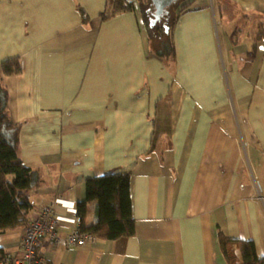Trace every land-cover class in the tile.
<instances>
[{"label": "crops", "instance_id": "0c3cea01", "mask_svg": "<svg viewBox=\"0 0 264 264\" xmlns=\"http://www.w3.org/2000/svg\"><path fill=\"white\" fill-rule=\"evenodd\" d=\"M197 1L168 68L138 12L103 21L107 0H0V79L40 185L29 221L0 237L6 254L21 258L25 227L55 204L47 264H228L220 233L264 258V0ZM13 58L22 72L6 76ZM113 171H132L135 235L68 245L85 182Z\"/></svg>", "mask_w": 264, "mask_h": 264}, {"label": "trees", "instance_id": "16d2710c", "mask_svg": "<svg viewBox=\"0 0 264 264\" xmlns=\"http://www.w3.org/2000/svg\"><path fill=\"white\" fill-rule=\"evenodd\" d=\"M188 4V3H187ZM176 12L173 22H169L171 12H166L155 27L150 20L155 13L151 0H107L106 10L101 14L108 21L120 14L137 13L141 8L143 23L148 30L151 53L164 58L168 68L176 63L174 29L181 14L189 5ZM83 22L89 23L86 11L77 6ZM175 12V11H174ZM170 32L167 34L165 28ZM165 32L167 40L161 34ZM258 40H264V23L259 27ZM155 42L158 46L153 47ZM6 76H17L22 72L20 58H13L1 65ZM8 92L0 79V237L15 230L29 221L35 209L31 201V192L39 187L36 173L28 167L20 156L19 128L13 123L8 109ZM132 171H113L103 176L88 179L85 182L86 200L78 204L77 214L82 218L80 231L94 235L97 239L118 241L135 235V219L131 199ZM96 202L95 219L87 224L88 205ZM220 248L228 264H264V258L258 256L254 242L231 240L219 234ZM6 252L0 247V264L5 261Z\"/></svg>", "mask_w": 264, "mask_h": 264}, {"label": "built area", "instance_id": "2783aa9c", "mask_svg": "<svg viewBox=\"0 0 264 264\" xmlns=\"http://www.w3.org/2000/svg\"><path fill=\"white\" fill-rule=\"evenodd\" d=\"M55 207V204L42 207L37 216L27 224L21 238V258L6 254L2 264H47L45 258L39 254V243L43 238H48L52 246L60 242ZM75 222L76 227L65 239L68 245L84 246L97 241L94 235L80 231L82 225L80 215H76Z\"/></svg>", "mask_w": 264, "mask_h": 264}, {"label": "water", "instance_id": "95a60500", "mask_svg": "<svg viewBox=\"0 0 264 264\" xmlns=\"http://www.w3.org/2000/svg\"><path fill=\"white\" fill-rule=\"evenodd\" d=\"M178 1L179 0H151L155 8V13L152 19L151 26L152 27L155 26L157 22L161 20L167 8L170 7L173 3H176ZM166 30L168 32V29Z\"/></svg>", "mask_w": 264, "mask_h": 264}, {"label": "rangeland", "instance_id": "374dc122", "mask_svg": "<svg viewBox=\"0 0 264 264\" xmlns=\"http://www.w3.org/2000/svg\"><path fill=\"white\" fill-rule=\"evenodd\" d=\"M191 0H184L183 2H181V6H184V5H186V3H188V2H190ZM137 2V1H136ZM203 2H204V0H198L197 1V5H201V4H203ZM174 9V8H173ZM137 12H138V14H139V16H141V23H143V17H142V12H141V8H138V10H137ZM175 14H176V12H174L173 10L171 11V16H170V18H169V22L168 23H171V22H173V20H174V17H175ZM152 19H153V17H152ZM150 22V21H149ZM176 27V26H175ZM161 36H162V38L163 39H166L167 40V35L165 34V32L163 31V33L161 34ZM175 42V41H174ZM187 43V46H188V42H186ZM158 46V43L157 42H155V44H154V46L153 47H157Z\"/></svg>", "mask_w": 264, "mask_h": 264}, {"label": "bare ground", "instance_id": "6f19581e", "mask_svg": "<svg viewBox=\"0 0 264 264\" xmlns=\"http://www.w3.org/2000/svg\"><path fill=\"white\" fill-rule=\"evenodd\" d=\"M181 2H183L182 0H179L178 2L176 3H173L170 7L167 8L168 12H171L172 10L175 11V12H178L179 10L183 9V7L185 6H181ZM187 4V3H186ZM174 8V9H173ZM185 13V12H184ZM182 15V14H181ZM180 15V16H181ZM168 29V32L167 30ZM165 32L168 34L170 32V29L168 27L165 28ZM1 247V246H0ZM2 248V247H1ZM40 249V248H39ZM40 251V250H39ZM39 254L42 256V254L39 252Z\"/></svg>", "mask_w": 264, "mask_h": 264}, {"label": "flooded vegetation", "instance_id": "af4514ba", "mask_svg": "<svg viewBox=\"0 0 264 264\" xmlns=\"http://www.w3.org/2000/svg\"><path fill=\"white\" fill-rule=\"evenodd\" d=\"M182 1H184V0H182ZM180 4H181V3H180ZM169 13H170V12H167L166 15L168 16ZM153 16H154V15H153ZM163 17H164V16H163ZM163 17H162V18H163ZM162 18H161V20H162ZM161 20H160V21H161ZM160 21H158V22H160ZM158 22H157V23H158ZM151 23H152V18H151V20H150V25H151ZM156 25H157V24H156ZM156 25H155V26H156ZM155 26H153V27H155Z\"/></svg>", "mask_w": 264, "mask_h": 264}]
</instances>
